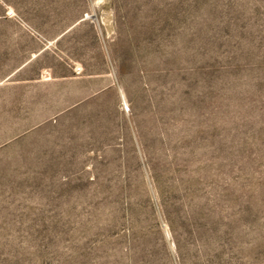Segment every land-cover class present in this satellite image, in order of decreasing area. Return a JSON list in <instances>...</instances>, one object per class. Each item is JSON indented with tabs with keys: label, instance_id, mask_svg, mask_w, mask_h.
Returning a JSON list of instances; mask_svg holds the SVG:
<instances>
[{
	"label": "rangeland",
	"instance_id": "rangeland-1",
	"mask_svg": "<svg viewBox=\"0 0 264 264\" xmlns=\"http://www.w3.org/2000/svg\"><path fill=\"white\" fill-rule=\"evenodd\" d=\"M0 264H264V0H0Z\"/></svg>",
	"mask_w": 264,
	"mask_h": 264
}]
</instances>
